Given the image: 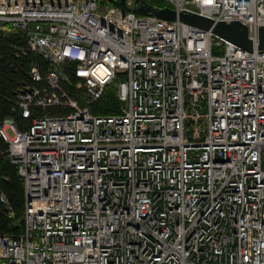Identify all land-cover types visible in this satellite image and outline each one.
<instances>
[{
	"label": "built area",
	"instance_id": "obj_1",
	"mask_svg": "<svg viewBox=\"0 0 264 264\" xmlns=\"http://www.w3.org/2000/svg\"><path fill=\"white\" fill-rule=\"evenodd\" d=\"M146 1L240 21L253 49L104 0H0L49 63L19 110L65 109L0 125L26 184L0 264H264V0ZM113 84L120 110L94 114Z\"/></svg>",
	"mask_w": 264,
	"mask_h": 264
},
{
	"label": "trees",
	"instance_id": "obj_2",
	"mask_svg": "<svg viewBox=\"0 0 264 264\" xmlns=\"http://www.w3.org/2000/svg\"><path fill=\"white\" fill-rule=\"evenodd\" d=\"M157 7L171 6L166 1H154ZM104 4H111L104 0ZM38 66L45 75L49 63L43 56L30 48L26 34L12 24H6L0 31V125L7 117H12L25 129L34 116L65 112L61 107H35L31 117H24L19 110L18 94L25 84L32 82L31 71ZM69 92L79 97L75 84H65ZM116 85L108 86L103 95L90 103L94 114L117 113L121 107ZM5 195L6 201L2 200ZM26 184L19 166L9 154L8 142L0 136V234L19 236L25 228Z\"/></svg>",
	"mask_w": 264,
	"mask_h": 264
},
{
	"label": "water",
	"instance_id": "obj_3",
	"mask_svg": "<svg viewBox=\"0 0 264 264\" xmlns=\"http://www.w3.org/2000/svg\"><path fill=\"white\" fill-rule=\"evenodd\" d=\"M111 3H115L123 6L124 8H130L133 11L143 14V15H153L159 18L167 20H177L180 19L186 23L201 27L203 29H212L213 33L218 37L233 42L237 45L242 46L244 49L252 50L253 41L250 39L248 27L240 22H217L210 20L206 17H203L194 13H181L178 14L177 10L166 6L163 8H158L156 5L149 3L146 0H142L141 3L136 1L138 6L129 7L126 0H108ZM260 46L264 47V26L260 30Z\"/></svg>",
	"mask_w": 264,
	"mask_h": 264
},
{
	"label": "rangeland",
	"instance_id": "obj_4",
	"mask_svg": "<svg viewBox=\"0 0 264 264\" xmlns=\"http://www.w3.org/2000/svg\"><path fill=\"white\" fill-rule=\"evenodd\" d=\"M11 134H12V132H11Z\"/></svg>",
	"mask_w": 264,
	"mask_h": 264
}]
</instances>
